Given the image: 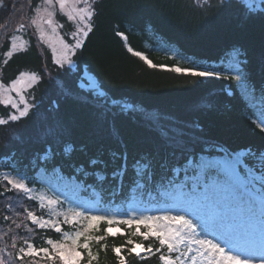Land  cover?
<instances>
[{
  "label": "trees",
  "instance_id": "1",
  "mask_svg": "<svg viewBox=\"0 0 264 264\" xmlns=\"http://www.w3.org/2000/svg\"><path fill=\"white\" fill-rule=\"evenodd\" d=\"M14 1L3 0L0 7V82L8 83L23 71L35 72L41 80L28 89L35 105L28 117L0 126V171H18L35 190L41 188L40 170L42 175L51 173L56 181L74 180V198L84 199L101 214L123 215L133 209L149 213L151 208L161 210L172 203L165 194L168 185L161 183L160 169L146 181L144 173L137 174L132 166L145 154L172 159L169 154L175 145H169L161 130L169 133V139L182 133L179 138L199 156L246 149L257 156L244 158L258 165L259 155L264 154V133L256 127L257 117L264 112V12L250 15L251 7L243 0H95L94 30L74 55L73 66L61 68L30 25L21 30L25 46L11 57L6 55L10 41L4 37L18 32L13 30L21 18L26 23L30 20V0ZM39 1L31 0L32 6ZM16 2L19 8L13 12ZM57 15L62 34L69 40L73 25L63 14ZM13 22L18 24L13 27ZM129 47L166 67L152 68L130 53ZM234 51L248 77L242 87L227 79L194 78L168 70L195 63L206 70L228 72ZM84 70L115 101L111 111L104 97H93L79 85ZM11 110L0 105V118L6 119ZM146 113L157 114L159 124L147 121ZM113 153L126 154L127 174L122 179L112 175L121 164ZM93 160L99 163L92 164ZM177 167L179 173L172 176L182 180L183 168L191 165L180 161ZM6 187L0 179V248L14 255L25 240L41 248L48 238L62 239L63 233L76 231L63 222L62 233L32 224L25 209L43 214L39 202L24 192H5ZM107 227L100 223L92 234L104 235ZM111 227H119L124 235H108L101 242L104 247L91 241L93 254L98 255L93 264H118L112 248L127 239L159 247L154 239L131 235L135 225ZM140 230L145 231L142 225ZM121 254L128 264H161L158 255L138 259L123 250ZM6 258L7 264H21ZM35 259L44 264L39 257ZM23 264H33V259L26 258Z\"/></svg>",
  "mask_w": 264,
  "mask_h": 264
},
{
  "label": "snow or ice",
  "instance_id": "2",
  "mask_svg": "<svg viewBox=\"0 0 264 264\" xmlns=\"http://www.w3.org/2000/svg\"><path fill=\"white\" fill-rule=\"evenodd\" d=\"M264 2V0H261ZM44 5L33 7L29 2V11L35 15L26 23L23 18L13 31L25 30L29 24L34 26L41 41L51 49L52 60L56 65L63 68L65 65H73V57L78 49L85 43V38L94 30L93 21L97 14L95 0H42ZM83 5V6H81ZM3 0H0V7H3ZM222 6V5H221ZM15 9V5L11 6ZM66 15L69 21H73L76 29L71 33L70 43L64 36L60 35L58 29L61 27L56 23V9ZM51 9V10H50ZM67 9V11H66ZM264 12V8H249L250 15ZM6 27V25H5ZM123 36V33H117ZM10 41L11 48L6 53L11 57L13 52L24 47L23 43L18 44L19 37L8 33L4 37ZM130 53L145 60L152 68H165L164 65L153 64L141 52ZM241 61L234 60L230 71L221 69L206 70L204 66L196 65L187 68L171 67L168 70L176 73L190 75L194 78H219L235 82L237 87L245 85L248 77L243 72L239 64ZM41 76L35 72H20L19 75L10 80L7 84L0 82V105L8 106L12 109L7 118H0V126L19 122L28 117L35 105L28 103L24 93L31 89ZM99 86L95 81H90L88 92L93 96L105 98V105L109 111L115 101L107 98L106 93L97 91ZM12 93H15L13 97ZM127 106H125L126 108ZM154 125L159 124L160 117L157 114L146 113L144 117ZM256 127L264 133V112L257 117ZM161 135L168 139L169 145H175L170 152L171 160L168 157H158L145 154L133 162L136 173H144L147 179L155 175L158 168L162 171L161 183H166L169 190L165 193L172 202L168 208L158 210L157 214H149L147 210L133 209L123 215L115 214H94L89 208L78 206L69 209L70 214L64 215L63 224L75 225L86 221L87 224L82 230H77L74 234L63 233L61 240L48 239L47 245L50 247L36 248L27 240L23 247L13 255L6 249L0 248V264H7L6 257L19 260L21 264L26 258H32L33 264H39L40 260L44 264H81L83 260L87 264L98 261V255H94L90 247L91 241L101 244L108 235L115 236L117 233L124 235L119 227L112 225L136 226L133 236H139L143 240L154 239L158 241L159 247L153 248L151 244L147 246L136 243L132 239H127L120 247H113L112 252L118 264H128L122 250L128 256L138 259H146L150 255H158L161 264H264V154L259 155L258 167L250 165L249 161L237 154H229L220 159H203L193 147L185 145L179 137L182 133H177V138L169 139V133L161 130ZM71 146H67L66 150ZM114 158L121 159V164L113 170L112 175H120L121 179L127 174L126 154H112ZM247 156L256 157L257 153L249 152ZM183 161L191 165V168L184 167V178L178 180L172 173H179L177 163ZM92 164L99 161H91ZM17 177L19 172L17 171ZM2 179L8 187L5 192L15 190L16 192L28 193L31 189L23 178H13L10 174H2ZM228 185L237 192L251 191L255 195L251 197L256 207L260 209L261 224L257 228L255 225L243 231H237L229 224L222 223L212 213L202 211V206L207 200V192L211 187ZM29 199H32L29 197ZM43 202V197L41 198ZM48 205H58V200L49 199ZM43 206V203H41ZM28 221L41 229H49L55 233H62V225L59 219H43L33 211L25 209ZM5 221L9 217H4ZM100 223L109 225L104 229V235H93L91 230L97 229ZM143 226L145 231L140 230ZM215 237V238H210ZM83 238V243L80 239ZM70 241V243H69ZM16 247L15 243L12 245ZM101 247L104 245L101 244ZM167 249V253H164ZM86 252V256L82 251Z\"/></svg>",
  "mask_w": 264,
  "mask_h": 264
},
{
  "label": "rangeland",
  "instance_id": "3",
  "mask_svg": "<svg viewBox=\"0 0 264 264\" xmlns=\"http://www.w3.org/2000/svg\"><path fill=\"white\" fill-rule=\"evenodd\" d=\"M199 1H204V0H199ZM243 1L249 7L253 8V9L264 8V2H261V0H243ZM14 5H15V9L12 8V10H11L13 12L16 10V8L17 9L19 8L18 7L19 2L14 3ZM81 6H83V5H81ZM34 7L43 8L44 5L42 3V0H40L38 2V4ZM66 11H67V9H66ZM56 13H60L58 8L56 9ZM60 14H62V13H60ZM34 15H35V13L31 12L29 18L31 19ZM64 16L67 18L66 15H64ZM54 19L56 20V23L58 25H60V23L58 22V15L57 14L54 17ZM69 22L73 25V27L68 32V38H69L68 42L75 43V41L72 40V38H71V33L75 31L76 25L73 21H69ZM16 24H18V23L13 22L12 26L14 27V25H16ZM31 27H32L34 33L36 34L37 38L39 39V41L51 53V49H49L48 46L46 44H44L43 41H41L37 29L34 26H31ZM58 31H59L60 35L63 36L62 31H61V27L58 29ZM0 33H1V31H0ZM14 35L20 38L17 41V43L18 44L23 43L25 46L26 38L22 35V32L18 31ZM10 48H11V43L9 42L8 50L6 51V53L10 50ZM237 54H238V51L232 52V56L228 59V62L230 64H233L234 60H238V58L236 57ZM51 56H52V54H51ZM67 66L72 67L73 65H67ZM23 72L32 73L31 71H23ZM90 81H95L96 84L98 85L96 78L91 73L84 70L82 73L81 79L79 81V85L84 89H88ZM5 84H7V83H5ZM96 90L102 91L99 87ZM12 95H13V97H15V93H12ZM24 95H25L28 103L31 104V100H30L28 90L24 93ZM247 153H248V150H241L238 152L237 155H239L240 157L243 158ZM226 155L227 154L212 156V155L202 154L200 157L203 159H210V158L211 159H220L222 157H225ZM254 167H258V165H256V166L254 165ZM4 173L10 174L13 178H23L24 179L23 175H19V177H17V173L4 170V171L0 172V179L1 180H3L2 174H4ZM38 179L41 182V188H39V190H35V185H31V187H30L31 191L28 193H25V194H28L32 199L37 200L40 204L41 210L42 209L44 210L43 214L35 213L37 216H40L43 219H53V220L59 219L61 222H63L64 215L70 214L69 209H72V208H75L78 206L87 207L94 214H101L100 210L98 208L93 209V208H90L89 206H87L86 201L84 199L79 198V200H77L76 198H74V194L72 191H73L74 186L77 185L74 180L70 181V183L67 182V180H65L64 178L60 179L59 181H56V178L51 176V173L42 175V170L39 171ZM232 193H245V194L250 195L251 197H253L255 195V193L251 192V191L237 192L232 187H230L226 184L221 185L219 187H211V188H209V190L207 192V200L203 204L201 210L204 212L214 214L219 221H221L222 223L231 225V227L237 231H243V230L247 229L249 227V225H255L258 228L261 224L260 211L258 209H256L255 205H253V204L252 205H244V204H239V203L235 202V197H232ZM42 197H43V202L41 201ZM49 199L58 200L60 203L58 205H48L47 201ZM248 200L253 201L251 198H248ZM41 203H43V206H41ZM166 208H168V207H163L161 210L166 209ZM158 210L159 209H157V208H151L149 211V214H153V215L157 214ZM86 224H87L86 221H82L80 224H75V225H70V226L74 227L77 231V230H82L83 227L86 226ZM92 233H93V230H91V234ZM12 237H14V236H11V238ZM210 238H215V237H210ZM48 239H51V238H48ZM48 239H46V241ZM52 240L55 241V240H61V239H52ZM46 241L42 247H50L49 245H47ZM69 243H70V241H69ZM23 246H25V245L23 244ZM23 246H20V247H23ZM20 247L17 248V251L19 250ZM7 252L12 253L11 250H7ZM0 255H2V254H0ZM6 260H9V258L8 259L6 258Z\"/></svg>",
  "mask_w": 264,
  "mask_h": 264
}]
</instances>
